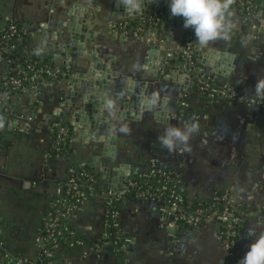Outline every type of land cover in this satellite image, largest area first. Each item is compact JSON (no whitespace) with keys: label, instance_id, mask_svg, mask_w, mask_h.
I'll return each mask as SVG.
<instances>
[{"label":"crops","instance_id":"1","mask_svg":"<svg viewBox=\"0 0 264 264\" xmlns=\"http://www.w3.org/2000/svg\"><path fill=\"white\" fill-rule=\"evenodd\" d=\"M115 1L94 3L99 20L116 19ZM256 1H260L256 4L261 11L254 19L234 13L237 28L230 41L210 42L203 48L207 58H212L207 47L234 56V68L228 77L215 74L216 84L233 87L235 97L231 100L209 98L196 90L194 83L190 92L188 86H181V76L176 71L181 65L177 51L188 34L183 17L164 18L154 28L127 36L114 32L116 21L92 27L97 35L89 47L97 57L110 62L117 74L102 90L105 97L91 96L104 102L109 97L116 102L117 119H112L105 109L101 112L106 118L102 122L104 130L116 141L113 156L104 158L101 155L105 144L84 142L77 133L81 125L75 123L72 114L83 109L90 92L85 79L79 86L71 85L68 77L70 73H86L89 67V54L74 43L66 13L71 3L79 0H69L68 5L60 0H0V32L10 21L16 22L26 32L20 41L23 54L50 58L54 68L69 73L66 77L48 78V83L35 91L27 88L12 95L15 114L33 115L32 122L21 121L27 131L0 123V264L6 255L42 263L39 238L52 204L65 195L62 189L69 172L80 169L97 174L103 184L97 193L85 197L75 216L66 222L67 229L83 244L61 245L54 251L52 264H233L221 243L219 221L180 230L167 225L169 218L164 216L161 203L133 194L121 206L120 226L128 240L126 250L98 256L96 247L109 232L108 191L114 190V184L103 180L102 169H110V177H115L117 167L125 165L132 181L143 175L151 162L176 170L190 201L209 200L224 192L240 199L249 214L236 256L248 251L254 237L264 234V99L253 95L257 79L264 77V0ZM149 9H156V5ZM85 17L93 18V11L86 9ZM250 31L253 38L245 45L242 40ZM158 57L168 60L160 63L155 73L152 69ZM201 66L208 73L214 72V66ZM8 79L7 64L0 62V99ZM131 81L136 83V89L145 82L150 95L160 94L161 107L170 117L168 122L156 120L151 111L143 112L139 119L118 116L127 101ZM68 100L73 106L68 105ZM60 119L70 121L74 135L67 154L52 158L51 125ZM185 122L198 125L189 141L190 150L181 147L170 153L162 148L158 137L165 127ZM121 126L128 131H119Z\"/></svg>","mask_w":264,"mask_h":264},{"label":"built area","instance_id":"2","mask_svg":"<svg viewBox=\"0 0 264 264\" xmlns=\"http://www.w3.org/2000/svg\"><path fill=\"white\" fill-rule=\"evenodd\" d=\"M232 9L234 13L246 17V19H254L256 14L260 12L256 0H233ZM147 17L143 16L138 22L137 26L132 25L134 19H123L116 21L114 25V32L121 36H127L130 33H142L147 27H156L162 19H175L176 16H172L168 10H148ZM148 23V26H146ZM192 29V28H190ZM26 34L25 30L21 28L16 22L10 21L4 29L0 32V62H5L10 72H16L5 83V89L3 90L1 99L4 100L5 106L0 111V123L5 122L12 124L14 127H18L23 131H27V126L22 125L21 121L32 122V113L15 114L11 105L12 93L15 90H30L36 88L39 85L47 84L48 78L55 79L59 76H68L67 72H61L54 67H38L39 61L22 60L23 54L20 50V41ZM195 34H188L184 42L180 45L177 54L179 55L181 65H183L186 72H191L194 85L197 84L199 91L209 98H224L231 100L235 97L233 87L228 84L218 85L216 84V76L214 74H207L203 66L197 65L195 59ZM170 57L173 55L170 53ZM46 75V76H45ZM24 82H28V86H23ZM255 102V100H252ZM52 129H56L57 134L54 135L53 148L55 151L62 150L61 145L65 144L69 137L68 129L63 126L60 120L52 123ZM59 157V156H56ZM146 178L148 187L139 193V197L147 198L150 200L158 201L163 205L164 216L169 218L168 226L179 227L180 222H183L187 226L185 230L195 229L204 223L205 221L215 220L219 221L221 243L226 250L228 260H233L236 257L237 252V240L240 235V229L243 226L245 217L249 214L247 208L241 203L231 192H224L221 194H215L209 199L211 204L209 207H195L191 208L195 202H201L203 200L189 201L184 210L182 206L185 203L184 198L178 193L183 191L182 180L178 174L176 183L170 187V184L174 181L171 173L165 168L160 167L155 162H151L148 165V169L143 174ZM158 177V179H157ZM154 182L158 183L161 187L153 190L151 186ZM102 181L99 176L92 174V172L86 169L71 170L67 179L64 182L63 191L64 196L58 197L52 204V210L49 214V218L45 223L42 236L39 241L42 242L43 254L41 261L43 263V257H53L54 251L61 247L59 240L64 237H73L69 241L68 245L83 244L78 240L72 231L64 229L66 222L69 218L75 216V213L85 199L90 194L97 193L102 187ZM132 187H136L135 181H129L126 186H123L120 190L108 191L109 197L107 199L108 206V227L109 232L106 236L100 239V244L97 247V254L99 257H103L106 253L103 248L110 249L112 244L110 240L114 239V243L122 241L118 246H115L117 251H124L127 248L128 240L125 238L121 231L120 216L121 211L117 210V205L121 199L126 195ZM165 190H168L169 194L165 195ZM60 192V191H59ZM222 205V209L219 208ZM2 242L0 241V248ZM244 254L239 258H243ZM237 259L235 264H239L241 259ZM3 264H34L29 263L25 259L17 255H6V260ZM44 264V263H43ZM45 264H52L51 260Z\"/></svg>","mask_w":264,"mask_h":264},{"label":"water","instance_id":"3","mask_svg":"<svg viewBox=\"0 0 264 264\" xmlns=\"http://www.w3.org/2000/svg\"><path fill=\"white\" fill-rule=\"evenodd\" d=\"M61 3L68 5L69 0H60ZM97 0H79V3H71L69 8H67L66 13L70 16V32L72 34V39L74 43L77 44L80 51H86L89 54V67L86 73H70L68 76L70 78L71 85L77 84L81 85L83 79L86 80V86L90 88L89 95L86 96V102L84 103L83 109L80 111L72 112L74 115V121L80 124L81 127L77 130L80 137H83L84 142L89 140H94L100 143H104L101 157L113 156L111 152L112 147H115L116 141L111 137L108 131L104 130V125L102 122L106 121L105 117H102V110L104 109V101H99L91 99L94 97H105L106 94L102 93L103 89L107 87V83L110 80L116 78V73L112 71L110 62H105L96 56V52L89 47L92 39L97 35V31L93 30L92 27L95 25H108L114 21L123 19H138L139 17L147 16L149 13L147 8L156 5L155 10H163L169 6V0H142L141 8L138 13H133L129 15L125 12L123 5L120 0L115 1V12L114 16L116 19L114 21L103 22L99 20L97 9L98 7L94 5ZM260 3V1H256ZM93 11V18L85 17V10ZM206 47V46H205ZM203 48L199 47L195 43V59L200 65L214 66V72L211 74H219L228 77L234 68V56L228 51H219L211 47H207L209 52L212 53V58H207L203 54ZM167 57H158L156 64L154 65L152 71L157 73L159 70L160 63L166 62ZM215 63H218L216 66ZM176 71L181 76V86L187 87V91L192 90L193 85V75L191 72H186L183 65L177 67ZM136 83L131 81L128 84L127 101L123 105V110L118 111L119 117H127L130 119H139L143 112L151 111L155 119L161 122H168L170 117H168L167 112L164 108H149L144 103V101L150 96L148 91V85L143 82L138 84L139 89L135 88ZM34 91V89H32ZM68 105H72L70 101H67ZM63 115V114H62ZM111 127H108L110 130ZM97 161V159H94ZM92 168L95 166L91 165ZM125 165L117 167L115 170L117 175L115 177H110V169H102L104 173V181L114 184V190H120L123 186H126L130 180V171L126 170ZM103 183V182H102ZM118 183V185L116 184ZM116 184V185H115Z\"/></svg>","mask_w":264,"mask_h":264},{"label":"clouds","instance_id":"4","mask_svg":"<svg viewBox=\"0 0 264 264\" xmlns=\"http://www.w3.org/2000/svg\"><path fill=\"white\" fill-rule=\"evenodd\" d=\"M120 3L125 12L131 15L140 11L142 0H120ZM232 4L233 0H169V9L172 16L183 17L185 28L194 30L196 45L205 47L210 42L231 40L237 28ZM252 38L250 31L242 43L247 45ZM253 95L264 99V77L257 79ZM144 103L149 108L161 107L160 94L153 92ZM103 107L112 119H117L114 99L106 97ZM119 131L126 133L128 128L121 126ZM197 131L198 125L194 122H185L183 125L170 124L165 127L158 140L161 147L170 153L181 147L187 151L190 150L189 141ZM239 264H264V234L254 237Z\"/></svg>","mask_w":264,"mask_h":264},{"label":"trees","instance_id":"5","mask_svg":"<svg viewBox=\"0 0 264 264\" xmlns=\"http://www.w3.org/2000/svg\"><path fill=\"white\" fill-rule=\"evenodd\" d=\"M165 10H168V11H170V9H169V6L168 7H166L165 8ZM147 17V16H146ZM140 20L138 19V20H134V21H132V25L133 26H137L138 25V22H139ZM19 25V24H18ZM20 26V25H19ZM146 26H148V23H147V25ZM192 33H194V30L193 29H190V28H188V34H192ZM187 34V35H188ZM25 59H29L30 61H32V62H34V61H39L40 62V64L38 65V67H45V66H49V67H54L53 66V63L51 62V60H50V58H47V59H39L38 57H36V56H34V55H30V54H25V55H23V57H22V60H23V63H24V60ZM41 60V61H40ZM25 64V63H24ZM197 65H199L200 66V64H198L197 63ZM202 67V66H201ZM16 74V72H10L9 73V78L11 77V76H13V75H15ZM69 74V73H68ZM207 74H209L208 72H207ZM46 76V75H45ZM9 80V79H8ZM220 85V84H219ZM25 87V86H28V82H24L23 83V85H22V87ZM4 89H5V87H4ZM3 89V90H4ZM195 89L196 90H198L199 91V88L197 87V84L195 85ZM18 91H20V90H15V91H13V93L12 94H15L16 92H18ZM3 103H4V100L3 99H0V111H2V109H4V105H3ZM60 121L62 122V124H63V126H65L67 129H68V133H69V137L67 138V141H66V143L65 144H63V145H61V148H62V150H60V151H55V149L54 148H52V150H51V157L52 158H54V157H56V156H63V155H65V154H67V152L69 151V149H70V146H71V141H72V137H73V135H74V126L70 123V121H67V120H64V119H60ZM1 123H5V122H1ZM53 134L54 135H56L57 134V132H56V129H54L53 130ZM2 147V145H1V143H0V148ZM166 170H168L170 173H171V176L174 178V181L170 184V187H172L175 183H176V180L178 179V172L176 171V170H171V169H166ZM90 171V170H89ZM92 174H94L93 172H92ZM97 175V174H96ZM97 177H98V175H97ZM157 179H158V177H157ZM133 181H135V183H136V187H132L131 189H130V191L126 194V195H124V197L121 199V201H120V203L117 205V210H122V204H124V201H125V199H127L130 195H139V193L142 191V190H144V189H146L147 187H148V184H147V182H146V178L143 176V175H141L140 177H137L136 179H134ZM152 187H153V190H156L158 187H161L160 185H158V183H156V182H154L152 185H151ZM165 192V195H168L169 194V192H168V190H165L164 191ZM178 193L184 198V200H185V203H184V205L182 206V211L184 210V208L186 207V205L188 204V202L190 201L189 200V198H188V196H187V194H186V192L185 191H178ZM211 204V201L210 200H203V201H201V202H195L193 205H191V208H195V207H203V208H206V207H209V205ZM219 208L220 209H222V205H219ZM202 224V223H201ZM66 226H64V229H67V224H65ZM179 228H180V230H185L186 228H187V226L186 225H184L183 224V222H180V224H179ZM242 231H243V228H241L240 229V234L242 233ZM72 238L73 237H64V238H61V240H59V243H60V245H67V244H69V241L70 240H72ZM111 242H110V244H112V247L110 248V249H108L107 250V248L105 247V248H103V251L105 252V253H107L108 255H112V254H115V253H120V252H118L116 249H115V251L113 250V248L115 247V246H118V245H120L121 243H122V241H117V243H114V239H111L110 240ZM100 244V241H99V243H98V245ZM98 247V246H97ZM96 247V248H97ZM54 254V253H53ZM52 255L51 256H45V257H43V263L45 264L46 262H48V261H50V260H52ZM43 263H41V264H43Z\"/></svg>","mask_w":264,"mask_h":264},{"label":"rangeland","instance_id":"6","mask_svg":"<svg viewBox=\"0 0 264 264\" xmlns=\"http://www.w3.org/2000/svg\"><path fill=\"white\" fill-rule=\"evenodd\" d=\"M247 217V216H246ZM246 217H245V219H246ZM245 219H244V222H245ZM244 222H243V225H244ZM242 228H243V226H242ZM241 235V234H240ZM240 235L238 236V240H239V237H240ZM238 240H237V252H236V255L237 254H239V249H238ZM243 254H241V256H242ZM245 255V254H244ZM236 257H240V256H236ZM236 257L233 259L234 260V263L233 264H235V261L238 259H236ZM239 259H241V258H239Z\"/></svg>","mask_w":264,"mask_h":264}]
</instances>
